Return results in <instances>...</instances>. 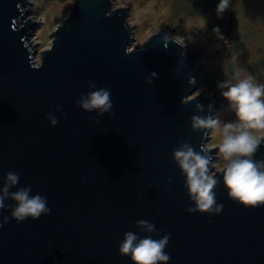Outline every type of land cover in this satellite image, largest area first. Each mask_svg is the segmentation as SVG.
<instances>
[{"label": "water", "instance_id": "obj_1", "mask_svg": "<svg viewBox=\"0 0 264 264\" xmlns=\"http://www.w3.org/2000/svg\"><path fill=\"white\" fill-rule=\"evenodd\" d=\"M113 2L76 0L38 63L28 38L39 23L19 25L29 0H0V176L20 173L18 187L30 184L51 209L21 223L2 213L0 264H133L118 248L127 231L147 235L140 219L155 225L153 239L170 234L169 264H264V204L232 200L220 171L223 210L189 213L195 205L172 155L181 142L207 146L211 129L193 132L191 117L201 115L198 103L203 115L209 103L212 115L218 107L213 96L194 95L211 54L187 39L181 47L167 27L132 48V4L112 10ZM89 80L111 90V113L76 106ZM254 159H264V144Z\"/></svg>", "mask_w": 264, "mask_h": 264}, {"label": "clouds", "instance_id": "obj_2", "mask_svg": "<svg viewBox=\"0 0 264 264\" xmlns=\"http://www.w3.org/2000/svg\"><path fill=\"white\" fill-rule=\"evenodd\" d=\"M229 0H220L217 6V14L220 16L228 8ZM214 33H220L217 27ZM222 36V35H221ZM184 37L176 36L172 40L184 47ZM158 79L157 73L152 72L146 83L152 86L153 80ZM89 91L82 93L77 101V107L86 113L97 112L99 117L111 113L114 107L111 99V90L97 88L96 82L87 81ZM221 96L228 101L229 106L235 112L236 122H225L221 126L218 119L213 118L214 102L207 105V115L203 103L196 105V111L201 115L191 117L193 132L206 129H217L221 136L218 152L226 161L223 170V184L229 197L245 206L264 204V159L255 160L257 152L264 144V85L253 82L252 77L241 79L236 83L231 81L218 82ZM184 105L190 104L186 98ZM59 106H58V109ZM55 127L58 119L54 114L46 117ZM100 123L99 118L93 121ZM205 136L207 135L206 132ZM172 155L182 174L186 177L185 188L188 196L194 204L189 207V213L218 214L223 210V204H217L215 189L219 183L218 177L213 174V157L205 144H201L200 150L188 142H181L172 150ZM20 173L8 171L0 176V229L9 223V217L3 216L5 210L10 209L11 219L17 223L31 218L39 220L40 217L51 213L48 199L40 193L32 194V186L18 187ZM16 189L12 191V189ZM13 201L14 205L6 204ZM137 229L146 233L143 237L136 232L127 231L119 244V253L129 256L133 264H169L171 256L165 250L169 245L170 234L163 235L160 239L154 224L148 220L140 219L135 223Z\"/></svg>", "mask_w": 264, "mask_h": 264}, {"label": "rangeland", "instance_id": "obj_3", "mask_svg": "<svg viewBox=\"0 0 264 264\" xmlns=\"http://www.w3.org/2000/svg\"><path fill=\"white\" fill-rule=\"evenodd\" d=\"M76 0H29L25 19L39 23L30 29L29 43L33 45L35 60L41 61L43 51L51 47L53 34L61 22L70 14ZM229 13L216 15L213 11H203L197 7L196 0H114L112 10L132 4L127 23L134 29L135 41L132 48L143 45L160 27L172 30L174 36L184 37L187 41L198 40L202 44H213L207 66L197 76L198 88L194 95L213 96L218 107L213 117L220 121L236 122L234 110L221 96L216 87L210 91L204 86L205 73L217 71L218 82L225 80L233 83L252 77L256 84L264 85V0H231ZM220 29L214 33L213 29ZM222 35V36H221ZM189 46H193L187 42ZM195 47V46H194ZM221 141L217 129H211L208 149L215 150L214 171L224 170L226 161L218 152Z\"/></svg>", "mask_w": 264, "mask_h": 264}, {"label": "trees", "instance_id": "obj_4", "mask_svg": "<svg viewBox=\"0 0 264 264\" xmlns=\"http://www.w3.org/2000/svg\"><path fill=\"white\" fill-rule=\"evenodd\" d=\"M196 2H197V7L200 10L213 11L216 15H218L217 6L220 3V0H196ZM231 8H232V2L231 0H229V5L225 12L229 13L231 11ZM225 12L223 13L225 14ZM218 80L219 78L217 71H212V73H208V74L205 73L203 78V83L205 87H207L210 91H213L217 87Z\"/></svg>", "mask_w": 264, "mask_h": 264}, {"label": "bare ground", "instance_id": "obj_5", "mask_svg": "<svg viewBox=\"0 0 264 264\" xmlns=\"http://www.w3.org/2000/svg\"><path fill=\"white\" fill-rule=\"evenodd\" d=\"M189 44H191V45H193V47L195 46V47H199V48H201L203 51H206L207 53H211L214 49H215V46H213V45H208V46H202V45H200L197 41H195V40H189V41H187ZM30 47L32 48V49H34V47H33V45H30Z\"/></svg>", "mask_w": 264, "mask_h": 264}]
</instances>
